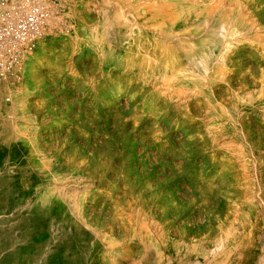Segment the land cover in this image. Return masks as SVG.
<instances>
[{"label":"rangeland","instance_id":"1","mask_svg":"<svg viewBox=\"0 0 264 264\" xmlns=\"http://www.w3.org/2000/svg\"><path fill=\"white\" fill-rule=\"evenodd\" d=\"M47 4L0 96V264H264V0Z\"/></svg>","mask_w":264,"mask_h":264},{"label":"built area","instance_id":"2","mask_svg":"<svg viewBox=\"0 0 264 264\" xmlns=\"http://www.w3.org/2000/svg\"><path fill=\"white\" fill-rule=\"evenodd\" d=\"M47 0H0V96L5 103L23 80L25 63L45 41Z\"/></svg>","mask_w":264,"mask_h":264},{"label":"bare ground","instance_id":"3","mask_svg":"<svg viewBox=\"0 0 264 264\" xmlns=\"http://www.w3.org/2000/svg\"><path fill=\"white\" fill-rule=\"evenodd\" d=\"M169 8H170L169 6H166L165 8H163L161 6L159 8L158 7L154 8L153 5H150L149 9H147L145 13L147 14L148 17L158 15V17L160 16V20H164L167 17V14H168L167 10ZM160 22L164 23V21H160ZM157 26H159V25H157Z\"/></svg>","mask_w":264,"mask_h":264}]
</instances>
